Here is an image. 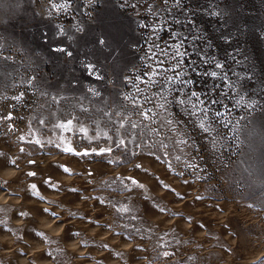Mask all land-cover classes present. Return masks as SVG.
Listing matches in <instances>:
<instances>
[{
    "label": "rangeland",
    "instance_id": "obj_1",
    "mask_svg": "<svg viewBox=\"0 0 264 264\" xmlns=\"http://www.w3.org/2000/svg\"><path fill=\"white\" fill-rule=\"evenodd\" d=\"M209 2L210 0H188V10L199 12ZM217 3L221 5L222 11L231 13L226 25L218 26L208 21L207 17H198V24L201 28H208L206 35L209 37V44H216L221 50L224 47L219 40L221 32L227 27L233 33L232 48L239 47L238 58L244 61L243 67L237 71L249 69V74L253 77L250 81L241 82V91L245 93L249 105L234 106L233 101L225 97L223 104L214 106L224 112V117L214 125L219 135L213 144L189 124L186 131L195 142L190 154L193 157L192 162L197 164L198 168L193 170L186 165H176L177 170L186 172L184 177H177L169 174L167 170L159 173L153 166V163L164 166L147 156L155 145L142 149L145 155L139 158L144 164V169L141 170H132L136 160L132 155L121 152L103 159L76 158L77 163L73 164L68 163L72 156L57 150V146L67 147L63 140V132L67 130V126L59 124L58 116L67 118L76 114L80 116L82 123L86 122L88 127L93 128V136L87 135V128H81L78 131H85L86 135L71 138V142L81 152L105 147L104 141L100 140V137L105 135L100 127L101 121L104 127L111 128L123 115L122 104L128 107L124 109L128 111V115L124 117L125 122L131 116V104L123 101L122 94L132 91L130 87L125 86L124 77L131 78L132 69H140L139 62L133 61L130 48L132 35L135 39H140V35L139 30L131 35L124 18L114 9L111 0H99L100 6L95 10L92 21L88 23L87 32L80 39L79 48L74 49L77 56L84 52L94 58L103 71L105 80L92 82L91 86L84 83L81 66L75 57L68 60L64 56L52 55L47 50L52 41H49V45L41 44V33L47 27L42 19L45 0H0V111L6 114L8 105L15 99L18 117L13 121L18 129L15 133L6 131V121L0 122V137H4L0 140V149L15 158L19 154L18 149L24 148V154H20L17 161L18 169L2 166L6 171L8 168L9 171H18L17 178H6V174L0 170V182H7V191L0 192V202L3 206L6 205L9 211L6 219L11 225V231L18 232L29 240L26 247L0 243L2 264H13L9 257H5L6 253L13 249L23 248L27 252L34 250L37 255L43 251L40 242L32 239L35 231L46 232L50 238L55 237L54 239L60 242L64 249L63 264H93L91 260L83 259L80 253L91 252L93 257L103 258L107 253L99 251L96 247L103 243L126 253L127 264H165L159 259V253L150 241H145L146 251L134 252L135 241L128 243L120 237L114 238L103 227L67 215L69 211L78 212L80 215L96 218L101 225L112 223L114 230L122 231L116 227V222L119 221L115 222L116 216L110 208H101L93 201H84L73 194L67 197L66 194L60 193L53 197L44 192L43 185H38L47 199L64 203L63 209L52 206V211L64 216V227L54 228L48 217L38 215L36 211L40 208L26 200L29 194L26 187L30 178L25 173L30 169L38 171L39 175L35 178L37 182L50 176L65 188L82 187L85 191L92 188V185L83 183L87 178L83 170H92L97 173L96 180L93 181L97 191L88 194L113 199H123L125 193L120 191L117 194L118 186L100 193V187H107L102 181L111 180L121 174L135 176L144 183L150 195L160 200L162 206L169 210L167 214H160L152 208L151 200L145 201L137 192L130 197L137 213L146 224L156 227L159 232L174 229L182 241L171 264H181V256L194 258L188 264H255L256 260H264V0H217ZM97 33L108 36L111 51L96 49L92 41ZM90 48L93 49L92 53L87 52ZM216 54L223 58L219 51ZM32 77L36 79L33 81ZM73 80L79 81L80 87H72ZM26 83H32L33 88L22 87ZM211 83L198 80L195 90L206 92ZM18 93H25L23 106H20ZM105 110L114 113L111 119L105 114ZM225 121L228 123L227 127ZM33 130L37 134L33 138L43 142L42 149L31 144H18L17 138L21 134L29 137L32 136ZM58 131L61 133L59 136ZM89 140L96 142L89 144ZM30 159L36 164L28 165ZM107 159H112L114 163L108 164ZM46 163L59 175L64 174L53 167L56 164H65L81 175L68 176L69 181L65 182L47 171L40 172L39 168ZM145 169H149L148 174L144 172ZM146 176L154 186L151 184L147 187ZM155 177L164 180L186 198L178 200L172 192L168 195L166 192L162 193L161 188L159 191ZM185 179L188 180L187 184L184 183ZM8 192L15 195L9 196ZM197 196L201 199L197 200ZM18 209L31 212V216L18 219ZM188 217H191V223L186 222ZM180 220L189 225L183 231L179 230L182 223ZM201 223L206 227H198ZM68 230L79 231L81 236L69 239L71 232ZM10 236L16 240L14 235ZM81 240L95 241L96 245L82 249ZM17 263L22 264L20 260ZM37 264L46 262L38 261ZM105 264L125 262L112 259L105 261Z\"/></svg>",
    "mask_w": 264,
    "mask_h": 264
},
{
    "label": "snow or ice",
    "instance_id": "obj_2",
    "mask_svg": "<svg viewBox=\"0 0 264 264\" xmlns=\"http://www.w3.org/2000/svg\"><path fill=\"white\" fill-rule=\"evenodd\" d=\"M114 9L124 18L127 28L131 35L139 30L140 39H133L130 43L133 61H138L140 69H132L133 75L124 77L126 87L132 89L131 92H124L122 99L131 104V116L127 122L124 117L128 111L124 110L126 104L121 105L123 115L115 121L111 128L104 127L101 121L100 127L103 128L104 136L100 140L104 141V148H96L94 151L86 149L79 151L71 142V138L79 136L84 137L85 131H78L81 128H87V135L93 136L95 132L92 127H88L86 122L82 123L80 116L73 114L67 118L57 117L61 126H67L63 132V140L67 147L57 146V150L65 155H69L81 160H87L93 157H112L117 152L126 155H132L136 160L135 167L132 170L144 169L143 162L139 159L144 156L143 148L151 147L147 156L165 166L169 174L184 177L185 171L177 170L176 165H186L193 170L198 165L192 162L190 150L194 148L195 142L191 134L186 131L190 124L194 129L203 134L204 138L213 144L219 132L214 125L224 117V112L214 107L223 104V98L227 97L233 101L234 106L243 105L247 107L249 101L245 99V93L241 91L242 81H250L253 77L249 69L237 71L243 67L244 61L238 58L239 47L232 48L233 33L225 27L219 36L220 43L224 45L223 50L216 44H209V37L206 35L208 28H201L198 24V17H207L208 21L216 23L218 26H225L231 13L221 10V5L217 0H210L199 12L193 13L188 9V0H111ZM100 6L99 0H45V6L42 12V19L47 27L41 33V44L49 45L48 52L54 56H64L68 60L74 57L81 66V75L84 76V83L89 86L92 82H102L105 80L103 71L99 63L90 55L82 52L77 56L74 49L79 48L80 39L87 32L88 23L92 21L95 10ZM96 49L100 51L108 50V36L104 33H97L92 41ZM222 53V57L216 52ZM92 53L93 49H88ZM138 53V55H136ZM33 81L35 77L31 78ZM198 80L205 82L211 81V86L206 92L195 90ZM72 87H80V82L73 80ZM143 85V87H142ZM32 83H26L22 87L32 89ZM99 90L97 89V92ZM18 98L23 106L25 93H18ZM258 106V105H256ZM230 111L231 109H227ZM105 114L111 119L113 112L105 110ZM137 117V119H133ZM15 99L8 105V111L5 114L0 111V122L6 121L7 132L15 133L16 129L13 121L17 119ZM37 119H40L37 117ZM225 127L228 123L225 121ZM215 132V135L213 133ZM61 133L58 131L57 135ZM37 136L35 130L32 136L26 137L21 134L18 138V144H31L43 148V142L34 139ZM211 137V139H209ZM4 137H0V140ZM111 143H108V141ZM95 140H89V144H94ZM138 149H140L138 151ZM11 151V149H9ZM18 155L13 158L8 156L0 149V166L19 168L17 161L20 154H24V148L18 149ZM108 164H113L112 159H107ZM34 160H29L28 165H35ZM119 167L120 165L117 164ZM53 167L58 168L66 176H80L81 173L73 171L65 164H56ZM146 174L149 169H145ZM87 178L84 184H91L92 188L85 191L82 187L69 186L65 188L52 177L41 178L38 182L35 178L39 175L37 170H28L25 175L30 178L26 191L30 193L38 203L47 204L42 210L38 209V215L49 218V223L54 228L64 227V216L58 215L52 211L51 206L55 205L58 209L64 208V203H57L49 200L42 194L38 185H43L51 194H73L84 201H93L95 205L101 208H110L115 216L116 227L122 231H116L113 224L101 225L99 220L87 215H80L78 212L69 211V217H79L82 222L93 224L97 227H103L105 231L112 236L120 237L122 241L133 244L134 252L146 251V240L150 241L159 253V259L165 264H171L173 257L178 254L179 246L182 241L174 229L159 232L156 227L146 224L142 217L137 213L135 206L131 203L130 197L133 193L139 192L145 201L151 200L152 208L158 210L160 214H167L168 209L162 206L160 200L153 198L144 183L135 176L121 174L114 176L111 180L102 181L107 187H100L98 191L103 193L108 189L116 188L117 194L120 191L125 193L123 199L105 198L102 195H89V192L97 191L93 181L96 180L97 173L89 170H83ZM161 189L166 192H172L178 200H184L186 197L181 192L172 188L168 183L159 177H155ZM7 182H0V192L7 191L5 185ZM187 184L188 180L185 179ZM83 192V195L81 193ZM9 196H14L8 192ZM197 200L201 197L197 196ZM5 208H0V234L10 233L14 235L17 241L23 240L27 243L26 236L18 232L11 231V225L5 218ZM17 218L23 219L31 216V212L23 209L17 210ZM178 215V214H172ZM191 223V217L186 219ZM201 229L204 224H199ZM68 237H80L81 232L72 231ZM210 235V234H209ZM33 240H38L43 247L38 255H34L28 264H37L38 261H44L46 264H63V252L60 242L50 238L46 232L35 231L32 234ZM96 245L95 241L81 240L82 249ZM101 252L107 253L103 258L93 257L91 252L81 251L80 255L85 260H91L93 264H105V261L116 259L118 262L124 261L127 264L128 257L126 253L112 248L108 243L96 245ZM230 251V250H228ZM19 257H28V252L23 248L16 249ZM181 264H188L193 261L191 256H181ZM2 264V261H0ZM259 264H264L261 260Z\"/></svg>",
    "mask_w": 264,
    "mask_h": 264
},
{
    "label": "bare ground",
    "instance_id": "obj_3",
    "mask_svg": "<svg viewBox=\"0 0 264 264\" xmlns=\"http://www.w3.org/2000/svg\"><path fill=\"white\" fill-rule=\"evenodd\" d=\"M69 156V155H68ZM68 156H66V157H68ZM69 158V157H68ZM70 159V158H69ZM73 159V160H72ZM72 159L68 162V163H73V164H76L77 163V160H76V158H74V157H72ZM66 160H68V159H66ZM154 165V167L156 168V170L157 171H159V173H161V172H165L166 171V168L164 167V166H162V165H160V164H157V163H153ZM40 172H44V173H47V172H49V174H53L54 176H56V177H60L59 179H62L63 181H65V182H68L69 181V178H68V176H66V175H62L61 173V175H59L57 172H54V170L52 169V168H50V166L48 165V163H46V164H44L43 166H41L40 168ZM0 170L1 171H3L5 174H6V178H11V179H14V178H17V176H18V171H12V170H10L9 171V168H8V171H6V169H3L2 168V166L0 167ZM155 170V171H156ZM47 171V172H46ZM156 171V172H157ZM56 173V174H55ZM1 174V173H0ZM142 176H144V175H142ZM148 176H146V180H148V181H146V185H147V187H149V186H151V184H152V182H151V180L150 179H148L147 178ZM4 178V177H3ZM152 178V177H151ZM142 179V178H141ZM154 179V178H153ZM144 180V179H143ZM156 184H158V183H156ZM155 184V185H156ZM152 186H154V184H152ZM44 188V192L45 193H47L48 195H50V196H55V195H57V194H51V193H49L46 189H45V187H43ZM152 188H154V187H152ZM158 188V187H157ZM158 190L160 191V186H159V188H158ZM161 192L163 193V192H166V191H164L163 189H161ZM62 194V193H61ZM64 194V193H63ZM166 194H172L171 192H166ZM71 194L69 193V194H66V196L67 197H69ZM63 197V196H62ZM65 197V196H64ZM2 198V197H1ZM60 198V197H59ZM26 200H27V202H29V203H32V205L33 204H35L36 205V207H38V208H40V209H43L44 207H48L49 205H47V204H42V203H38L34 198H32L31 197V195H30V193L28 194V196L26 197ZM25 200V201H26ZM29 203H26V204H29ZM136 203V202H135ZM138 204V203H137ZM5 205V204H4ZM6 206V205H5ZM5 206H3V204H2V202H0V208H5ZM31 206V205H30ZM53 206V205H52ZM51 206V209L50 210H52L53 209V207ZM33 208V207H32ZM7 209V208H6ZM35 211H36V209H35ZM8 210H6V212L4 213V216H5V218H7L8 217ZM37 212V211H36ZM156 212V211H155ZM157 214H158V212H157ZM155 215V214H154ZM36 216H38V215H36ZM157 216V215H156ZM39 218L41 217V216H38ZM153 217V216H152ZM38 218V219H39ZM44 218V217H43ZM42 219V218H41ZM34 220V219H33ZM222 220V219H221ZM220 220V221H221ZM41 221V220H40ZM183 220H180V222H182ZM218 221H219V219H218ZM37 222V221H36ZM42 223V222H41ZM46 223V222H45ZM219 223V222H218ZM20 224H22V223H20ZM180 228H179V230L180 231H183L186 227H188L189 225L186 223V222H182V223H180ZM46 226V225H45ZM49 226V225H48ZM19 228V227H18ZM17 228V229H18ZM21 228V227H20ZM47 228V227H46ZM15 230H16V228H14ZM19 230V229H18ZM17 230V231H18ZM8 234V233H7ZM6 233H3V234H0V243H3L2 245H10V246H14L15 245V247H19L20 245L21 246H23V247H26L27 246V244H29L28 242H29V240L27 239V243H25L24 241H17V240H13V238H11V234L9 235H7ZM25 234V233H24ZM13 236V235H12ZM52 237H54V236H52ZM55 238V237H54ZM53 238V239H54ZM14 239H16V238H14ZM38 241V240H37ZM31 242V241H30ZM12 243V244H11ZM31 249V248H30ZM37 250V249H36ZM29 253V257H19L18 256V253H16V250L15 249H13V250H11L10 252H7L6 253V255H5V257L7 258V257H9V259H11L12 260V263L13 264H18L17 263V261L18 260H20L21 261V263L22 264H28V261L30 260V257L32 258L34 255H37V251H35V254H34V250H33V252H28ZM259 262L260 261H258V260H256V263L255 264H259Z\"/></svg>",
    "mask_w": 264,
    "mask_h": 264
}]
</instances>
